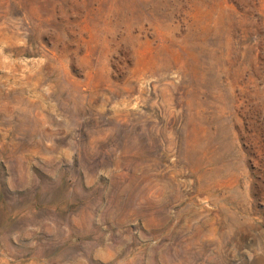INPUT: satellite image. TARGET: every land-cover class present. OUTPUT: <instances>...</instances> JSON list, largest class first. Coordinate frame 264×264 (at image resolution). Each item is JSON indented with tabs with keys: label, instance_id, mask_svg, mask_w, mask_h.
Returning <instances> with one entry per match:
<instances>
[{
	"label": "rangeland",
	"instance_id": "obj_1",
	"mask_svg": "<svg viewBox=\"0 0 264 264\" xmlns=\"http://www.w3.org/2000/svg\"><path fill=\"white\" fill-rule=\"evenodd\" d=\"M264 0H0V264H264Z\"/></svg>",
	"mask_w": 264,
	"mask_h": 264
},
{
	"label": "trees",
	"instance_id": "obj_2",
	"mask_svg": "<svg viewBox=\"0 0 264 264\" xmlns=\"http://www.w3.org/2000/svg\"><path fill=\"white\" fill-rule=\"evenodd\" d=\"M261 25L264 26V21H262Z\"/></svg>",
	"mask_w": 264,
	"mask_h": 264
}]
</instances>
